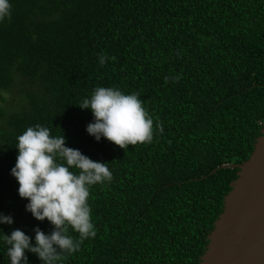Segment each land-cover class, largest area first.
<instances>
[{
	"label": "trees",
	"instance_id": "trees-1",
	"mask_svg": "<svg viewBox=\"0 0 264 264\" xmlns=\"http://www.w3.org/2000/svg\"><path fill=\"white\" fill-rule=\"evenodd\" d=\"M11 4L0 23V102L17 77L31 87L19 110L0 108V213L14 221L0 229L33 243L36 227L52 231L25 211L10 175L16 137L41 124L113 172L90 191L96 237L62 264H199L237 179L222 166L249 159L264 123V0ZM98 86L138 93L163 132L125 149L97 142L86 132L91 111L78 105ZM6 247L0 240V264H9Z\"/></svg>",
	"mask_w": 264,
	"mask_h": 264
},
{
	"label": "clouds",
	"instance_id": "clouds-1",
	"mask_svg": "<svg viewBox=\"0 0 264 264\" xmlns=\"http://www.w3.org/2000/svg\"><path fill=\"white\" fill-rule=\"evenodd\" d=\"M11 16V0H0V23ZM108 60L106 54L99 56L101 65ZM174 79L178 81L179 77ZM78 107L91 111L93 121L86 132L97 142L104 138L125 149L151 143L156 132H163V122L154 121L136 92L98 86ZM16 141L18 155L10 175L18 182L19 197L28 201L25 211L39 222L47 220L52 231L46 234L36 227L33 243L32 237L20 229L10 235L0 229V240L7 246L9 264H29L26 253L35 254L41 264H62L68 255L81 250L85 240L97 235L90 191L93 186L112 182L110 163L93 161L79 149L67 147L64 134L53 135L41 124L28 127ZM13 222L11 215L0 213V225L11 226Z\"/></svg>",
	"mask_w": 264,
	"mask_h": 264
},
{
	"label": "water",
	"instance_id": "water-1",
	"mask_svg": "<svg viewBox=\"0 0 264 264\" xmlns=\"http://www.w3.org/2000/svg\"><path fill=\"white\" fill-rule=\"evenodd\" d=\"M222 168H237V179L199 264H264V123L249 159Z\"/></svg>",
	"mask_w": 264,
	"mask_h": 264
},
{
	"label": "rangeland",
	"instance_id": "rangeland-1",
	"mask_svg": "<svg viewBox=\"0 0 264 264\" xmlns=\"http://www.w3.org/2000/svg\"><path fill=\"white\" fill-rule=\"evenodd\" d=\"M15 84L14 88L4 94V100L0 102V108H2L7 114L15 112L21 108L22 104L25 103V99L20 92L31 87L29 82L18 77L16 78Z\"/></svg>",
	"mask_w": 264,
	"mask_h": 264
}]
</instances>
